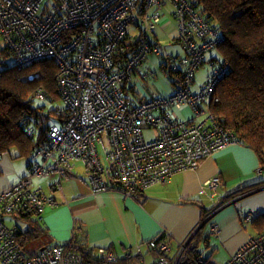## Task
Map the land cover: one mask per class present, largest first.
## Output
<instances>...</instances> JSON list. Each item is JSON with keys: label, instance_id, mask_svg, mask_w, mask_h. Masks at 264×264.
Wrapping results in <instances>:
<instances>
[{"label": "built area", "instance_id": "built-area-1", "mask_svg": "<svg viewBox=\"0 0 264 264\" xmlns=\"http://www.w3.org/2000/svg\"><path fill=\"white\" fill-rule=\"evenodd\" d=\"M171 2V4H170ZM172 5L177 25V39L188 54L187 59H174L168 71H181V79L167 98L143 97L134 106L124 96L123 87L133 80V70L144 59L148 46H141L126 62L124 69L117 62L118 49L127 36V27L138 23L149 32L167 19L161 9ZM0 39L11 53L17 67L52 60L58 72L60 100L64 105L65 124L52 129L49 150L35 154L53 164L44 167L33 162L29 174L6 190L0 191V213L15 211L41 213L53 203L32 190L34 176H66L60 167L75 159L89 164V180L94 194L111 188L103 182L104 168L97 150L101 136L107 135L108 159L117 178L115 187L131 196L156 183L169 182L184 171L196 170L201 161L214 152L238 144L216 119L199 104L214 96L216 83L227 72L228 65L210 66L211 74L201 90L191 94L193 71L208 50L219 45L220 38L184 0H0ZM5 61H1L4 65ZM149 73L135 77L142 80ZM28 80H33V76ZM39 100L45 96L36 92ZM215 98V97H214ZM216 101V100H215ZM188 105L195 116L204 115L197 123L178 122L172 118L171 107ZM59 114V111H56ZM157 134L147 141L143 131ZM220 180L206 182L210 190ZM213 230L218 232V227ZM0 221L1 264H116L118 257L111 249L97 248L91 257L81 251L82 240L74 231L67 245L24 256L16 233ZM161 255L151 264H176L164 256V242H152ZM127 260L130 255H125ZM227 264H264V233L253 237L231 255Z\"/></svg>", "mask_w": 264, "mask_h": 264}, {"label": "crops", "instance_id": "crops-1", "mask_svg": "<svg viewBox=\"0 0 264 264\" xmlns=\"http://www.w3.org/2000/svg\"><path fill=\"white\" fill-rule=\"evenodd\" d=\"M168 23L163 19L160 27ZM3 48L0 43V53ZM171 112L197 123L188 107ZM100 158L103 182L111 188L108 191L92 192L89 164L77 159L60 167L66 170L64 177L56 172L31 178L33 189L53 198V203L45 205L40 215L47 246L69 243L76 231L90 255L94 254L92 249L108 248L118 261L129 254L126 264H151L161 253L150 244L163 235L165 239L160 242L166 245L164 256L178 264L186 246L202 231L207 241H202L198 249L203 245L205 253L209 251L207 255L201 253L203 259L211 260L213 255V261L223 260L226 264L232 254L258 235L251 222L264 216V169L247 147L236 144L218 150L204 159L198 169L177 173L169 182L156 183L131 196L115 188L109 171L111 163ZM31 162L19 157L15 150L3 154L0 191L26 177ZM36 162L44 167L53 164L41 158ZM214 178L220 182L210 190L206 182ZM2 220L8 226L20 224V230L27 229V223L16 216H4ZM214 226L218 232L213 230ZM174 249L179 250L175 258L171 254ZM199 261L203 264L202 259Z\"/></svg>", "mask_w": 264, "mask_h": 264}, {"label": "trees", "instance_id": "trees-1", "mask_svg": "<svg viewBox=\"0 0 264 264\" xmlns=\"http://www.w3.org/2000/svg\"><path fill=\"white\" fill-rule=\"evenodd\" d=\"M184 1L220 38L219 45L214 49L220 51L221 59L214 58L207 63L209 71L203 83L199 86V90L193 92L192 86L195 84V73L206 63L204 61L206 52L204 53L201 63L193 71L192 82L189 87L190 92L194 94L201 90L207 77L212 72L211 65H228L224 77L215 85L214 96L210 97H215L216 101L208 102L209 99H207L203 103H200L199 107L203 111L209 112L225 132L232 134L237 139L239 145L251 149L258 159L261 168L264 169V0ZM166 8L161 9V13L164 15L166 13L163 11ZM172 12L173 10L170 12L171 15ZM161 24L162 21L152 32L138 26L141 29L140 39L129 40L128 36H126L119 46L118 54L115 55L117 62H120L121 68L124 69L126 62L133 54L135 55L140 51L141 46H148L144 59L133 70L132 75L134 76L132 82L122 89L130 106H134L137 99L143 98L136 97L133 100L127 98V94L133 92L131 84H133L135 79L145 81L156 76L150 68L143 67L149 57L154 56L160 59L159 71L169 79L173 86L181 79V71H168V65L171 62H175L173 60L176 58L187 59L188 54L182 43L177 39L176 33L173 42H177L181 46L183 50L182 56L162 55L161 45L155 35V29L160 27ZM7 56L12 55L4 47L1 50L0 57L5 61ZM1 61L0 157L5 153L15 150L19 157L28 158L30 161L36 162L38 158L33 161L35 154L41 150H49L50 148V131L54 128L61 129L66 121L64 117L66 116L64 105L61 100V107L47 108V102L54 104L60 99L59 85L55 79L58 68L52 60L39 61L25 67H17L14 62L12 66H9L6 62L4 65H1ZM146 71L149 73L146 79L142 80L135 77L141 72ZM31 76H33V80H28ZM39 89H41L45 96L44 100H39L36 97V92ZM35 103L40 105H36ZM184 107H188V105H184L181 108L171 107V109L178 111ZM188 108L191 110L193 118L197 119V122L203 119L204 115L195 116L194 111L190 107ZM56 111H59V114H56ZM172 118L178 122L192 123L190 119H181L173 115V113ZM105 136L107 138V135ZM77 160L87 162L84 159ZM109 167L111 180L117 186V178L113 173L111 165ZM63 171L66 173L65 169ZM32 190L38 191L33 188ZM41 213H26L23 211H15L10 214L0 213V221L7 227L14 226L6 225L2 220L4 216H16L27 223L25 231L15 226L18 229L16 233L17 240L26 258L35 256L42 249L45 250L59 246V244L48 246L45 244L46 232L40 225ZM251 225L258 234L255 237H260L264 233V216H258L253 219ZM164 239V236L161 235L156 240V243ZM205 240L207 241V239H204L202 231L197 233L194 241L189 243L181 254L178 264H201L199 261L201 259L203 264H213L208 258L207 260L203 259L198 249V245L202 241L205 242ZM80 249L85 253L86 249L83 246ZM87 256L91 257L90 254ZM118 262V264H126L128 261L124 258Z\"/></svg>", "mask_w": 264, "mask_h": 264}, {"label": "rangeland", "instance_id": "rangeland-1", "mask_svg": "<svg viewBox=\"0 0 264 264\" xmlns=\"http://www.w3.org/2000/svg\"><path fill=\"white\" fill-rule=\"evenodd\" d=\"M172 6L170 4H168L167 8L163 11L165 14V17L167 18V20L169 21V23L167 24L166 27H157L155 29V35L161 45L162 48V55H180L182 56L183 54V50L181 48V46L176 42L174 43L173 40L176 37V33H177V25L175 20L173 19L172 15L170 14V12L172 11ZM127 36L129 38V40H138L140 39L141 36V29L138 27V23H132L127 27ZM1 44H3V41H0ZM221 59V54L220 51L217 49L208 51L205 53L204 55V61L206 63H204L199 70L195 73V84L194 86H192V91L196 92L197 90H199V86L201 83H203L205 76L208 73V67H207V63H209L212 59ZM4 61V60H3ZM13 57L12 56H7L5 58V62L9 65L12 66L13 64ZM160 59H158L157 57H149L148 60L144 63L143 67H148L150 68L153 73L156 76H153V78H149L145 81H138L135 79V81L133 82V84H131V86L133 87V92H129L127 94V98L129 100H133L136 97H155V98H167L169 96L172 95L173 90H174V86L170 83L169 79L164 76L163 74L160 73L159 71V64H160ZM215 98H209V101L215 102ZM36 105H40L38 103H35ZM56 107H61V102L60 99H58L56 101V103L52 104L50 102H47V108L48 109H52V108H56ZM157 134V131L150 129V130H145L144 131V137L147 141H150L151 139H153L155 137V135ZM97 150L100 154V156L104 159L107 160V164L109 163V159H108V153L110 151V148L108 146V142H107V138L105 135L102 136V140L101 143L97 144ZM106 163V162H105ZM263 177H264V171H263ZM262 181H264V179H262ZM19 228L23 229L22 225H18ZM209 226L206 227V229ZM200 252L204 253V255H207L209 253L206 252L203 248V245H201L200 247ZM179 250H175L171 253L173 254V258L176 257V255L178 254ZM170 255V253L168 254ZM206 257V256H205ZM213 255L211 256V262L213 264H224L223 260H214L213 261ZM1 264V262H0Z\"/></svg>", "mask_w": 264, "mask_h": 264}, {"label": "water", "instance_id": "water-1", "mask_svg": "<svg viewBox=\"0 0 264 264\" xmlns=\"http://www.w3.org/2000/svg\"><path fill=\"white\" fill-rule=\"evenodd\" d=\"M42 250H44V249H42Z\"/></svg>", "mask_w": 264, "mask_h": 264}]
</instances>
